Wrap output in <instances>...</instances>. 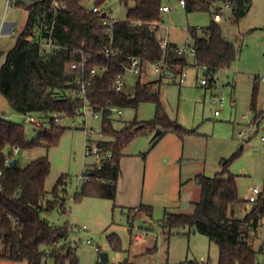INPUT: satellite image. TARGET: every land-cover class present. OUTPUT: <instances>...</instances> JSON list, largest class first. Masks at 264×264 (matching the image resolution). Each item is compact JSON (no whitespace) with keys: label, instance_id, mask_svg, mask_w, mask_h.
<instances>
[{"label":"trees","instance_id":"1","mask_svg":"<svg viewBox=\"0 0 264 264\" xmlns=\"http://www.w3.org/2000/svg\"><path fill=\"white\" fill-rule=\"evenodd\" d=\"M32 1L27 7L26 27L0 66V93L15 112L24 118L36 115L42 125L37 127L39 136L30 141L25 124L0 117V262L42 264L48 256L42 248L47 247L56 264H65L67 260L78 264L76 248L66 244L69 227L53 225L43 217L44 213L55 210L69 212L65 193L68 175H61L48 192L46 183L52 170L48 156L40 157L26 167H21L19 160L11 167L9 161L16 158V150L38 147L49 150L61 139L66 128L53 115L66 114L72 118L82 106L69 94L79 76L71 70V65L79 58L77 51L84 47L90 59L89 68L108 67L107 72L93 78L88 97L94 111L102 115L105 137L98 146L104 152H110L111 158L102 170L91 172V181L84 183L74 201L77 203L86 197L115 201L120 159L132 140L141 135H153L158 130L163 132L156 142L169 132L182 139L195 132L187 131L169 119L160 105L159 92L151 85L137 82L133 96L113 89L117 76L126 73L124 66L130 65L127 55L139 57L143 63L157 64L164 60L175 73L178 69L185 70L188 62L186 54L178 53L177 45L169 42L165 51L160 46L161 9L165 0H120L128 10L127 17L124 21L109 20L110 25L104 24L109 18L107 14L104 18L103 13L85 9L83 0ZM184 1L187 14L207 12L212 16L208 27H190L188 30L189 49L195 51L193 66L203 73V79L209 85L214 83L219 72L231 69L238 60L236 45L227 39L214 17L222 7H228L238 22L249 14L252 0ZM55 2L64 3L66 9H58ZM131 3H134L133 7H130ZM43 25L52 28V40L60 45V49L41 48V41L49 37L42 30ZM109 28L114 35L113 46L120 54L108 58L99 53H104L110 45ZM145 102L157 105L153 120H135L122 129L115 128L111 108H138ZM253 111H256L254 105ZM260 117L261 114H257L254 121ZM228 168L226 163L224 170L214 177L198 175L196 182L201 195L194 202V213L167 214L160 224L161 229L165 236L182 227L206 236L210 243L218 246V264H261L258 257L264 253V245L257 251L254 243L264 220V196L250 204L243 219L237 218L235 208L247 200L240 199L237 177ZM139 210L152 213L151 207L142 206ZM108 241L114 251H122L118 235H109ZM119 264L130 262L126 259Z\"/></svg>","mask_w":264,"mask_h":264},{"label":"rangeland","instance_id":"2","mask_svg":"<svg viewBox=\"0 0 264 264\" xmlns=\"http://www.w3.org/2000/svg\"><path fill=\"white\" fill-rule=\"evenodd\" d=\"M32 2L21 0L19 4L6 9V0H0V66L5 63L7 53L24 31L27 7ZM167 5L171 11L163 14L160 36L185 50L188 62L185 82L181 83L180 77L161 76L155 72V64L144 62L140 74L127 73L123 90L133 96L137 82L152 84L159 92L160 105L169 119L185 130L195 132L186 135L182 143L177 137L170 136L173 144H160L159 140L153 144L155 134L141 135L132 140L123 151V188L115 201L93 197H86L77 203L74 201V196L84 186L82 175L85 168L94 162V158L86 155L84 130L82 127H71V119L61 123L66 130L56 146L49 150L45 147L22 149L16 156L21 167L48 156L52 164L46 183L48 192L61 175H68L65 193L69 212L55 210L44 213L43 217L53 225L69 227L66 242L76 248L78 264H103L102 253L109 256L104 264H118L126 259L132 264H218V246L210 243L206 236L190 231L188 227L174 229L165 236L161 222L167 214L173 213V207L178 206V212L182 214H193L192 202L199 200L195 176L214 177L224 170L226 163L230 173L237 177L241 200H247L252 188L263 186L264 152L255 149L261 144L260 137L264 136V119L259 127L250 129L249 124L264 111V84H254L257 76H264V0H253L249 15L238 22L228 7H222L219 11L221 19L217 22L227 39L236 45L238 60L231 69L218 73L211 84L212 88L202 87L203 73L193 67L195 61L189 49L191 39L188 33L190 27H208L212 16L207 12L187 14L179 0H168ZM82 6L89 11L94 8L105 11L108 21H124L127 17L128 10L120 0H83ZM133 6L134 3H131L130 7ZM7 23L16 24L15 38L8 37L7 32L3 31ZM178 72L181 73V69ZM220 100H223V107L219 106ZM253 105L256 111L252 110ZM121 110L123 115L116 120L117 129L135 120H153L157 105L145 102L140 103L138 108ZM216 111L219 112L218 116L215 115ZM0 117L25 124L30 141L39 136L40 129L15 112L1 93ZM80 120L79 117L75 120L78 125L81 124ZM89 125L97 131L101 129V122L91 117ZM241 132L245 133L242 138L239 137ZM179 150L183 152V165H174L171 158ZM163 151L165 155L161 154ZM136 155H140V158H136ZM145 156H149L148 163ZM190 178L193 180L188 181ZM180 183H183L182 187ZM142 206L151 207L152 213L138 212ZM250 207L248 202L236 207L237 218L243 219ZM84 227L86 229H82ZM141 229H148L150 233L143 242H136L133 234ZM112 234L120 237L122 251L112 249L108 241V236ZM166 237L169 238L167 241ZM254 245L257 251L264 245V220L257 231ZM150 246H155L157 251L155 247L146 250ZM42 250L48 255L42 264H56L55 259L49 256V249L43 247ZM258 261L264 264V253L259 254ZM65 264L72 263L67 260Z\"/></svg>","mask_w":264,"mask_h":264},{"label":"built area","instance_id":"3","mask_svg":"<svg viewBox=\"0 0 264 264\" xmlns=\"http://www.w3.org/2000/svg\"><path fill=\"white\" fill-rule=\"evenodd\" d=\"M20 0H6L7 7L11 8L14 5L17 4V2ZM180 4L182 7H185L186 3L184 0H180ZM55 7L58 9H66V6L64 3H54ZM94 13H103V10H100L98 8H94L92 10ZM163 12L169 11L168 7H163L162 8ZM220 15H216L215 19L220 20ZM105 25H110L111 22L108 20H104ZM42 30L46 31L49 34V37L47 39H44L41 41L40 45L41 48L44 50H51V49H60V45H57L53 42L52 40V28L48 25H43ZM107 33L111 39L110 45L105 48L104 53H99V54H104L106 57H112V56H118L120 54V51L113 46V31L112 29H108ZM8 36L11 38L16 37V32L11 30L8 32ZM168 40L167 39H162L160 40V46L161 48L165 51L168 48ZM191 54L194 55L195 51L194 49H190ZM178 53L180 55H185L186 52L184 49L178 50ZM78 59L72 63L71 65V70L77 72L79 75L76 80L74 81V86L75 88L72 90V92L69 94L70 97L73 99H76L82 103V106L80 109H78L75 112L74 117H69L66 114H54L53 117L60 123H63L65 120L71 119L73 120L71 122V127L73 128H81L84 130L87 138L86 146H85V151L86 155L89 157L94 158V162L87 165L85 168V171L82 175L83 181L90 182L91 181V172L92 171H100L103 169L105 162L111 158V153L110 152H104L99 146L98 142L103 140L104 134L102 128L100 131H97L94 127L89 125L90 117L91 119L95 121H100L102 122V115L100 112H95L92 104L90 103L89 100V89L92 86V80L93 78H96L97 76L105 73L108 71L107 66H102V67H93L89 68L90 64V59L88 58V51L83 47L77 51ZM126 59L129 61L130 65L129 66H124L126 73L131 72L134 74H140L142 72L143 68V62L139 57L127 55ZM155 72L161 76H166V77H180V82L184 83L186 79V74L185 71H181V73H175L167 64L164 60L161 62L155 64ZM125 73V74H126ZM125 74H121L117 76L115 79V82L113 84V89L116 92H124V87H125ZM89 75V76H88ZM257 79H261L264 81V76L256 77ZM201 85L202 86H207V81L205 79L201 80ZM219 106H223V100L219 101ZM104 110H102L103 112ZM112 116H121L122 115V110L120 108H111L110 109ZM216 115H219V112H215ZM81 118V124L78 125L76 123V118ZM26 122L33 124L35 127H41L42 125V120L39 119L36 115H28L25 117ZM250 129L251 127L257 126L256 122H251L249 124ZM245 133L241 132L239 134V137L242 138L244 137ZM260 143H261V151L264 152V136L260 137ZM2 176V172H0V177ZM264 196V182L262 187H254L251 189L250 194L247 198V202L249 204H254L256 203L261 197ZM150 231L147 229H141L137 234H133V240L136 242H142L144 239L149 235ZM90 243V242H88Z\"/></svg>","mask_w":264,"mask_h":264},{"label":"crops","instance_id":"4","mask_svg":"<svg viewBox=\"0 0 264 264\" xmlns=\"http://www.w3.org/2000/svg\"><path fill=\"white\" fill-rule=\"evenodd\" d=\"M21 1V0H20ZM167 1L168 0H165V4H164V6L163 7H168L169 8V11H167V12H163L162 11V9H161V11H162V16H163V14H168V13H170V7L167 5ZM179 4H180V0H179ZM180 6H181V4H180ZM162 7V8H163ZM182 7V6H181ZM252 7H253V0H252ZM6 9H9L7 6H6ZM252 9V8H251ZM251 11V10H250ZM28 13V12H27ZM107 14L105 11L103 12V14ZM102 14V15H103ZM220 15V14H219ZM249 15V14H248ZM220 17H221V15H220ZM247 17V16H246ZM245 17V18H246ZM27 18H28V15H27ZM221 19V18H220ZM216 21H220V20H217L216 19ZM26 23H27V21H26ZM163 24H164V17H163ZM163 24L161 25V27H160V31H161V28L163 27ZM15 27H16V24H12V25H9L8 23L4 26V29H3V31L4 32H7V35H8V32H10L11 30H13V31H15L16 32V30H15ZM25 27H26V25H25ZM12 28H14V29H12ZM25 29V28H24ZM160 31H159V36H160ZM23 32V31H22ZM9 37V36H8ZM11 38V37H10ZM15 38V37H14ZM162 39H166V38H161V36H160V40H162ZM169 42V41H168ZM16 43V42H15ZM15 46V45H14ZM7 56V55H6ZM194 67V66H193ZM229 70V69H228ZM183 71H185V70H183ZM224 71H227V70H224ZM128 73V72H127ZM127 73L125 74V76H127ZM174 79H177V77H173ZM161 79H162V77H161ZM161 79H160V81H161ZM137 84V83H136ZM255 85H258V84H264V81H262L261 79H257V80H255V83H254ZM151 85V87L153 88V86H152V84H150ZM203 88H212V85L211 84H209V85H207V86H202ZM154 89V88H153ZM155 91H158V90H156V89H154ZM223 107V106H222ZM253 110V109H252ZM259 114H261V117H260V119L256 122V125H258V126H260V124H261V121L264 119V111H262L261 113H259ZM122 115H123V113H122ZM122 115L121 116H115V118H114V121H115V123H114V126L116 125V120L118 119V117H122ZM216 115V114H215ZM156 116V115H155ZM216 116H218V115H216ZM26 121V120H25ZM256 121V120H255ZM255 121H253V123L255 122ZM127 125V124H126ZM125 125V126H126ZM101 128H102V122H101ZM115 128H116V126H115ZM117 129V128H116ZM162 131V130H161ZM163 132V131H162ZM162 134V133H161ZM160 134V135H161ZM159 135V136H160ZM170 136H175V137H177L180 141H181V143L182 142H184V140H185V138L184 139H182V138H180L179 136H177L176 134H174V133H172V132H169V133H166L165 135H163V137L161 138V139H159V143L161 144V143H164V142H166V143H169V144H173V139L172 138H170ZM105 137V136H104ZM104 137H103V139H104ZM155 139H157V137H155V135H154V140H153V144L155 143ZM157 142V143H158ZM156 143V144H157ZM155 144V145H156ZM256 151H260V152H262L261 151V144H260V146L258 147V148H256L255 149ZM20 152V150L18 151V150H16L14 153H15V155L17 156V154ZM183 152H181L180 153V150H179V152H177L176 151V154H175V151H174V156L171 158L172 159V161L175 163L174 165H177V164H180V165H183L182 164V159H184L183 158V154H182ZM161 154L162 155H165V152L163 151V153L161 152ZM127 156H129V155H127ZM133 157H134V155H132ZM126 157V156H125ZM137 157H139L140 158V155H136V158ZM146 157V156H145ZM123 158H124V154H123V156H122V158L120 159V164H119V166H120V177H119V180H118V183H117V192H116V196L117 195H119V193H120V191L122 190V188H123V184H122V181H123ZM135 158V159H136ZM147 159H146V163H148V161H149V156L148 157H146ZM17 161H18V159H17V157L15 158ZM15 159H13V160H15ZM13 160H11V161H9V163H11ZM148 165V164H147ZM172 168H174V167H172ZM195 177H197V176H195ZM194 177V178H195ZM191 180H193L192 178H190L188 181H191ZM85 183V182H84ZM198 185V184H197ZM180 186L182 187L183 186V183H180ZM199 187V186H198ZM198 194H199V199H200V195H201V190H200V187H199V191H198ZM168 198V197H167ZM101 199V198H100ZM194 202H196V201H194ZM194 202H192V204H193V206H194ZM132 209H136V208H132ZM137 210V209H136ZM138 212H140V210H137ZM172 212V211H171ZM173 213H180V212H178V206L177 207H173ZM145 214H147L148 215V213H145ZM131 224V223H130ZM70 227L72 228L73 227V225L71 224L70 225ZM82 229H86V227H84V228H82ZM148 230V229H147ZM145 240V239H144ZM89 242V241H88ZM143 242V241H142ZM66 244H67V242H66ZM69 244H70V242H69ZM68 244V245H69ZM88 244H90V243H88ZM70 245H72V244H70ZM155 246H153V247H149V249H146V250H150V249H153ZM156 248V247H155ZM123 250V249H122ZM146 250H143L142 252H145ZM97 251H100L99 249H97ZM156 251H157V248H156ZM156 251L154 252V253H156ZM140 253V252H139ZM153 253V254H154ZM102 254H106L107 256H108V254L107 253H102ZM102 254H101V257H102ZM108 260H109V256H108ZM129 262H130V264H132V262L129 260V259H127ZM3 262V261H2ZM105 262L103 261V264H104ZM100 264V263H99ZM119 264V263H118Z\"/></svg>","mask_w":264,"mask_h":264},{"label":"water","instance_id":"5","mask_svg":"<svg viewBox=\"0 0 264 264\" xmlns=\"http://www.w3.org/2000/svg\"><path fill=\"white\" fill-rule=\"evenodd\" d=\"M102 16L105 18V17H106V14L104 13ZM161 133H162V131H161V130H158V131L155 133V137H158ZM16 163H17V160L15 159V160H13V161L10 163V166H11V167H14V166L16 165ZM102 260H103L104 262H107V261H108V256H107L106 254H102Z\"/></svg>","mask_w":264,"mask_h":264}]
</instances>
